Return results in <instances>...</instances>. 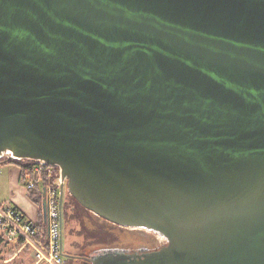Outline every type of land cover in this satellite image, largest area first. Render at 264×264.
Masks as SVG:
<instances>
[{"label":"water","instance_id":"water-1","mask_svg":"<svg viewBox=\"0 0 264 264\" xmlns=\"http://www.w3.org/2000/svg\"><path fill=\"white\" fill-rule=\"evenodd\" d=\"M2 157L143 236L86 264H264V0H0Z\"/></svg>","mask_w":264,"mask_h":264},{"label":"built area","instance_id":"built-area-1","mask_svg":"<svg viewBox=\"0 0 264 264\" xmlns=\"http://www.w3.org/2000/svg\"><path fill=\"white\" fill-rule=\"evenodd\" d=\"M35 170L39 175L46 177L42 188V196L45 198L46 213L43 216L45 225V241L49 243L51 258L61 264L62 255V222L61 207L59 202L61 176L55 166L43 161H35ZM33 181L27 186H33ZM44 190V195H43ZM39 226L17 207L10 204H0V232L8 237L17 239L34 238L38 235Z\"/></svg>","mask_w":264,"mask_h":264},{"label":"trees","instance_id":"trees-1","mask_svg":"<svg viewBox=\"0 0 264 264\" xmlns=\"http://www.w3.org/2000/svg\"><path fill=\"white\" fill-rule=\"evenodd\" d=\"M7 163L16 164L19 169V182L25 183L28 180L38 178V181L33 185L32 188L27 190V196L31 201H33L39 207V215L38 220H36V224L41 227L44 226L43 221V213L42 209V188L44 184V180H46V176L35 170V161L27 160V159H13L6 157L0 158ZM58 171V168L55 167ZM62 218L64 222L69 220H78L80 224L81 233L84 236V243H82L79 247H82L84 244L93 245L94 247L100 244L121 242V239L125 237L127 234L120 228L114 226H107L99 221H95L91 217V213L88 209L82 206L72 195L68 192L64 193V198L62 202ZM0 238L3 239L4 235L0 233ZM63 251V249H62ZM64 253L69 256H65ZM64 259L69 263H73L72 254L63 251Z\"/></svg>","mask_w":264,"mask_h":264},{"label":"rangeland","instance_id":"rangeland-1","mask_svg":"<svg viewBox=\"0 0 264 264\" xmlns=\"http://www.w3.org/2000/svg\"><path fill=\"white\" fill-rule=\"evenodd\" d=\"M30 181H33L35 185L38 178L28 180L25 183L20 182L25 188L26 194L27 190L33 187L27 186ZM40 208L42 209V207ZM132 233L133 235L141 237V235L136 231H132ZM130 241H132V239L126 237L121 239V242ZM82 243H84V236L81 233L78 220L72 219L66 221L65 223L62 218L63 251H66L69 254H74L75 252H78V248ZM50 255L51 252L49 243L46 244L45 241V225L39 227L38 235L34 238H26L25 240L24 238L17 239L14 237H8L7 235H4L3 239L0 238V264H58L53 261ZM61 264L69 263L65 259L61 258ZM72 264L75 263L73 262Z\"/></svg>","mask_w":264,"mask_h":264},{"label":"crops","instance_id":"crops-1","mask_svg":"<svg viewBox=\"0 0 264 264\" xmlns=\"http://www.w3.org/2000/svg\"><path fill=\"white\" fill-rule=\"evenodd\" d=\"M20 169L16 164L0 160V204L17 207L31 220H38V206L29 199L19 182Z\"/></svg>","mask_w":264,"mask_h":264},{"label":"flooded vegetation","instance_id":"flooded-vegetation-1","mask_svg":"<svg viewBox=\"0 0 264 264\" xmlns=\"http://www.w3.org/2000/svg\"><path fill=\"white\" fill-rule=\"evenodd\" d=\"M90 213H91V212H90ZM91 217H92L95 221H99V222H101V223H103V224H105V225H107V226H112V227L116 226V227L120 228L121 230H123V231L125 232V234H127V235L125 236L126 238L132 239V241H130V242H122V243L128 244V245H130V246H139V245H141L142 243L144 244V239L141 238V237H143V236L139 237V236L133 235V233H132L131 231H130V233H129V232H128L126 229H124L123 227H121V226H119V225H116V224H113V223H111V222H106V221H104V220H102V219L96 217V216L93 215L92 213H91ZM136 232H138V231H136ZM138 233L141 235L140 232H138ZM142 240H143V241H142ZM93 247H94L93 245H89V244H84V245H82V247H79V248H78V252H75V253H74L73 262H74L75 264H86V263H85V262H86V258H87V256L89 255V253L92 251Z\"/></svg>","mask_w":264,"mask_h":264}]
</instances>
